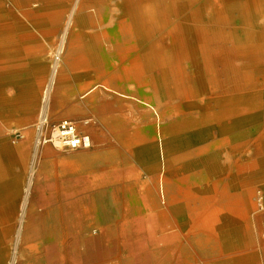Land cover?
Returning a JSON list of instances; mask_svg holds the SVG:
<instances>
[{
    "label": "bare ground",
    "instance_id": "obj_1",
    "mask_svg": "<svg viewBox=\"0 0 264 264\" xmlns=\"http://www.w3.org/2000/svg\"><path fill=\"white\" fill-rule=\"evenodd\" d=\"M14 1L15 11L0 3L8 15L0 35L13 42L0 41V113L24 118L8 129L29 139L0 144V264L27 174L26 121L47 69L30 26L50 35L69 14L45 99L49 108L104 114L112 105L88 96L98 86L84 92V104L68 102L75 74L93 70L117 94L118 114L107 121L116 144L34 163L19 213L22 249L48 242L57 254L64 243L70 257L103 264L264 260V0ZM158 140L149 177L130 178L125 167L137 148Z\"/></svg>",
    "mask_w": 264,
    "mask_h": 264
},
{
    "label": "rangeland",
    "instance_id": "obj_2",
    "mask_svg": "<svg viewBox=\"0 0 264 264\" xmlns=\"http://www.w3.org/2000/svg\"><path fill=\"white\" fill-rule=\"evenodd\" d=\"M75 2V1H74ZM0 3L6 8L7 10L15 11V1L14 0H0ZM62 4V3H61ZM7 14L0 11V23L2 21L7 19ZM70 19V14L65 17V19L59 23V24H53L51 25V30L53 33L50 35H44L39 32H36L34 28L30 26V29L35 33L36 35V41H40L44 44L45 50L42 54H40V59L42 61L46 62V73L45 77L41 84V90L38 96V102L36 107H34L30 113H29V120L26 121L29 122L32 125V132L30 133V153L29 157L26 163V171L23 178H22V185L20 188V192L17 196V208L16 213L18 214L16 220H15V229L11 236V238L7 241L6 244H3L2 249L3 251H6V257L4 259L3 264H36L37 261L42 260L41 258H44L43 264H103L100 260L95 258H88L83 257L79 255L69 256L68 255V248H66L65 244L62 243L61 252L58 250V253L55 254V251L52 249L51 244L47 243H40L37 244V249L34 252L29 251V249L24 248L22 249L21 242H18V230L20 223L22 222L21 217L19 216L20 213V206L22 202L24 201L25 196V190L24 187L28 183V174L32 169V166L37 161H40L41 158L43 160H53L57 158H64L75 154H81L84 152L96 150V151H102L105 152L109 150L113 145H115L116 141L112 137V134L110 133L109 129L107 128V121L110 120L115 114H118L117 110H114L113 106L116 107L114 103L113 95L114 92L107 90L104 88V86L108 85L107 82L103 79H100L97 77L96 73L88 70H81L79 73L75 74V78L80 80L79 82L76 81V79H72V92L69 96V101L71 103H80L84 104L88 96H94L96 102L101 103H109L112 105V109H109L108 111H105L104 114H97L96 111L91 110L87 107H85L81 111H71L69 110L68 104L65 105H58L56 106L54 103L51 105V108H49V117L52 122H58L62 119H71L76 122L77 128L79 131L90 134L92 137V146L88 149H79V150H61L56 147H54L51 144H45L41 145L38 148L36 147L35 142V123L38 119L39 112L41 111L42 107V98H43V92L48 87H50V78L51 74L54 68V65L56 63V56L60 55V59L57 63V68H60V65L62 64V52L64 48V35L63 30L68 24ZM7 36L0 35V41L6 40L5 38ZM7 43L12 44L10 40H6ZM107 47V43L104 44ZM62 46V47H61ZM70 72L65 70L59 73V76H70ZM73 77V76H72ZM92 86H98L95 88L92 92L89 93L87 98H81V96L86 92L90 87ZM7 95H13L15 92V89L8 85L5 90ZM117 95V94H115ZM51 99H52V93H51ZM131 111L135 115L140 114L141 110L136 109L132 105L130 106ZM6 114L0 113V144H10L13 146L18 145L20 142L29 139L26 138L24 134L23 138H16L13 133H11L8 129V125L11 123H18V122H24L21 117L18 119H11ZM15 133V132H14ZM161 143L158 140L157 142H154L153 144H144L143 146H140L137 148L135 152L134 158H131L130 163L126 165L125 171L129 174L130 178L137 177L138 181L145 180L149 177V172L146 170L147 166L152 164L157 159L161 158ZM37 154V156H36ZM19 170V169H17ZM62 179V184H63ZM40 209V208H39ZM119 223L122 222V219L117 220ZM157 227L158 225L155 224ZM91 231L95 230V226L90 229ZM82 249V247H79ZM184 250L191 253V255H195V250L191 245L188 243L183 246ZM119 249L120 258H123L125 260L126 258V250L124 247L123 242L119 241ZM16 252V260H14V253ZM67 253V255H66ZM243 261L245 262L247 260V264H264V260L261 258L257 261L255 258H251L249 255H242ZM39 259V260H38ZM192 264H228L225 256H218L213 257V259L208 260H199L197 256L195 255L192 258Z\"/></svg>",
    "mask_w": 264,
    "mask_h": 264
},
{
    "label": "built area",
    "instance_id": "obj_3",
    "mask_svg": "<svg viewBox=\"0 0 264 264\" xmlns=\"http://www.w3.org/2000/svg\"><path fill=\"white\" fill-rule=\"evenodd\" d=\"M59 59L60 55L56 56V63H58ZM47 90L48 88L44 90V93ZM45 97L43 95L41 111L35 123L36 147L38 148L45 144H51L61 150H78L91 147L92 139L90 135L79 131L75 121L62 119L58 122H52L50 120L49 101ZM13 134L16 138L21 139L25 133L16 131Z\"/></svg>",
    "mask_w": 264,
    "mask_h": 264
},
{
    "label": "crops",
    "instance_id": "obj_4",
    "mask_svg": "<svg viewBox=\"0 0 264 264\" xmlns=\"http://www.w3.org/2000/svg\"><path fill=\"white\" fill-rule=\"evenodd\" d=\"M90 135V134H89ZM91 137V136H90ZM91 139H92V137H91ZM92 146V145H91ZM90 148V147H89ZM85 149H88V148H85ZM79 150V149H78ZM92 151H94V150H92ZM91 150L90 151H88V152H92ZM96 151V150H95ZM88 152H84V153H88ZM82 154V153H81ZM66 255H67V253H66Z\"/></svg>",
    "mask_w": 264,
    "mask_h": 264
}]
</instances>
